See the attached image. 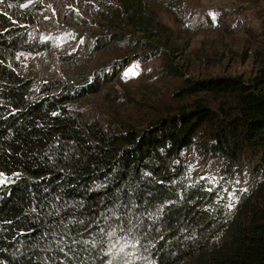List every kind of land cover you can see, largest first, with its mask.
Listing matches in <instances>:
<instances>
[{
  "label": "trees",
  "instance_id": "obj_1",
  "mask_svg": "<svg viewBox=\"0 0 264 264\" xmlns=\"http://www.w3.org/2000/svg\"><path fill=\"white\" fill-rule=\"evenodd\" d=\"M120 3L111 21L150 38L121 41L175 50L143 0ZM32 26L0 15V263L264 264V46L253 77L194 81L176 111L105 132L63 105L87 89L60 97L22 72L20 55L56 46Z\"/></svg>",
  "mask_w": 264,
  "mask_h": 264
},
{
  "label": "rangeland",
  "instance_id": "obj_2",
  "mask_svg": "<svg viewBox=\"0 0 264 264\" xmlns=\"http://www.w3.org/2000/svg\"><path fill=\"white\" fill-rule=\"evenodd\" d=\"M143 1L144 15L169 28L175 50L163 46L152 54L147 46L137 49L125 43L128 39L121 41L126 35L150 38L111 21L120 0H0V15L56 37L52 51L20 55V67L28 77L56 81L60 97L74 88L87 89L80 96L63 98L65 108L85 129L145 127L153 118L176 111L187 99L181 98L182 91L194 81L256 74L257 66L247 56L264 46L263 2ZM203 14L217 24L230 15L234 24L226 29L196 28V18ZM203 168L196 165L194 173L205 176ZM7 180L0 170V183ZM247 180L242 182L248 184L252 178Z\"/></svg>",
  "mask_w": 264,
  "mask_h": 264
}]
</instances>
